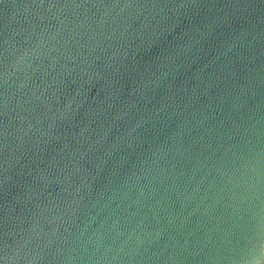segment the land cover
<instances>
[{
    "label": "water",
    "instance_id": "obj_1",
    "mask_svg": "<svg viewBox=\"0 0 264 264\" xmlns=\"http://www.w3.org/2000/svg\"><path fill=\"white\" fill-rule=\"evenodd\" d=\"M0 264H264V0H0Z\"/></svg>",
    "mask_w": 264,
    "mask_h": 264
}]
</instances>
